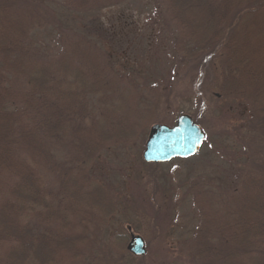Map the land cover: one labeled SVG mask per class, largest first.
I'll list each match as a JSON object with an SVG mask.
<instances>
[{
    "label": "trees",
    "instance_id": "1",
    "mask_svg": "<svg viewBox=\"0 0 264 264\" xmlns=\"http://www.w3.org/2000/svg\"><path fill=\"white\" fill-rule=\"evenodd\" d=\"M129 1L0 0V264H115L97 231L117 201L93 164L159 121L131 108L110 55L77 27ZM163 1L182 59L219 51L209 91L252 115L250 171L216 207L197 197V264H264V0ZM112 238L122 253L128 235Z\"/></svg>",
    "mask_w": 264,
    "mask_h": 264
},
{
    "label": "rangeland",
    "instance_id": "2",
    "mask_svg": "<svg viewBox=\"0 0 264 264\" xmlns=\"http://www.w3.org/2000/svg\"><path fill=\"white\" fill-rule=\"evenodd\" d=\"M168 12L163 0H130L89 17L83 30L77 27L110 55L112 73L123 76L118 89L130 95L134 111L152 105L157 124L169 126L192 113L207 134L197 155L150 164L143 156L151 128L141 130L134 142L120 143L94 162L95 180L117 201L116 217L98 228L97 253H112L115 264H197L194 240L203 219L197 197L216 207L253 166L246 146L252 144L246 132L252 115L240 117L245 103L236 111L238 102L209 91L219 51L184 61L175 43L179 28ZM44 40L59 48L54 37ZM114 232L129 237L122 253L112 251ZM132 236L143 238L146 255L128 250Z\"/></svg>",
    "mask_w": 264,
    "mask_h": 264
},
{
    "label": "water",
    "instance_id": "3",
    "mask_svg": "<svg viewBox=\"0 0 264 264\" xmlns=\"http://www.w3.org/2000/svg\"><path fill=\"white\" fill-rule=\"evenodd\" d=\"M205 139L202 127L191 116L183 115L173 127L157 124L151 128L143 157L147 163L155 164L188 159L200 152ZM128 249L136 256L146 255L145 242L140 236H132Z\"/></svg>",
    "mask_w": 264,
    "mask_h": 264
}]
</instances>
